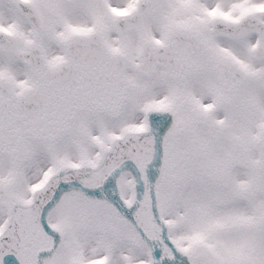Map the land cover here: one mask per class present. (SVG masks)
<instances>
[{
	"label": "snow or ice",
	"instance_id": "1",
	"mask_svg": "<svg viewBox=\"0 0 264 264\" xmlns=\"http://www.w3.org/2000/svg\"><path fill=\"white\" fill-rule=\"evenodd\" d=\"M0 264H264V0H0Z\"/></svg>",
	"mask_w": 264,
	"mask_h": 264
}]
</instances>
